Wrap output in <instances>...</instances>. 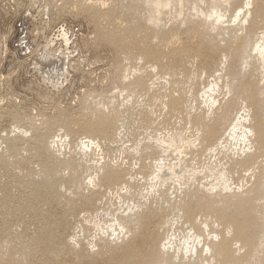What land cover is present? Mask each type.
Here are the masks:
<instances>
[{
	"label": "rangeland",
	"instance_id": "obj_1",
	"mask_svg": "<svg viewBox=\"0 0 264 264\" xmlns=\"http://www.w3.org/2000/svg\"><path fill=\"white\" fill-rule=\"evenodd\" d=\"M243 6L0 0V264H264V0Z\"/></svg>",
	"mask_w": 264,
	"mask_h": 264
},
{
	"label": "clouds",
	"instance_id": "obj_2",
	"mask_svg": "<svg viewBox=\"0 0 264 264\" xmlns=\"http://www.w3.org/2000/svg\"><path fill=\"white\" fill-rule=\"evenodd\" d=\"M106 6V5H105ZM253 6V0H244V6L242 9L238 10L236 13H235V17L236 19H233L231 20V24H236L237 23V20H240L241 24L242 25H247L248 22H249V18L251 17V12L250 11H247V10H250ZM247 11V15L246 16H243V19L241 20V16H242V13ZM214 15L216 14L215 12L213 13ZM228 18L224 15H219V18H218V23H221V22H227ZM59 32L63 35L64 37V40H65V44H69L71 43V41L68 40V35H69V32L68 30H66V27L65 25H60L59 27ZM257 47H259V45H257ZM65 83H67V81H65ZM93 251L95 250V248L93 247L92 249Z\"/></svg>",
	"mask_w": 264,
	"mask_h": 264
},
{
	"label": "bare ground",
	"instance_id": "obj_3",
	"mask_svg": "<svg viewBox=\"0 0 264 264\" xmlns=\"http://www.w3.org/2000/svg\"><path fill=\"white\" fill-rule=\"evenodd\" d=\"M226 109H227V108H226ZM245 111H246V110H245ZM242 114H243V113H242ZM244 116H245V115H244ZM240 117H241V115H240ZM240 117H239V118H240ZM243 120H245V118H244ZM98 121H99V120H98ZM243 122H245V121H243ZM238 124H240V125L242 126V121H238L233 127L235 128ZM205 126H206V125H205ZM217 126H218V125H217ZM244 126H245V125H244ZM201 127H202V126H201ZM245 127H246V126H245ZM204 128H205V127H204ZM234 128L231 129V133H233V134H234V132H235V131H234ZM237 128H238V127H237ZM247 128H248V127H247ZM243 129H244V130H243L242 132H243V134H245V137L248 139V136H249V134H250V132H251V130H250L251 128H250V129H245V128L243 127ZM202 130H203V127H202ZM239 130H240V129H239ZM236 131H237V130H236ZM231 133H230V134H231ZM236 133H237V132H236ZM240 133H241V132H240ZM233 134H232V135H233ZM243 134H242V135H243ZM252 135H254V134H252ZM215 136H216V135H215ZM250 136H251V135H250ZM244 139H245V138H244ZM225 141H226V140H225ZM223 142H224V141H223ZM113 171H114V170H113ZM104 173H105V172H104ZM109 173H110V172H109ZM113 173H114V172H113ZM107 175H108V174H107ZM222 215H223V214H222ZM230 220H231V219H230ZM223 243H224V242H223ZM224 245H225V244H224ZM218 246H220V245H218ZM220 248H221V251L223 252L224 247L221 246ZM220 248H219V249H220ZM221 251L219 250L220 254H222ZM225 252H227V251H225ZM225 252H224L223 256L226 257L228 252H227V253H225ZM223 260H224V257H223Z\"/></svg>",
	"mask_w": 264,
	"mask_h": 264
}]
</instances>
